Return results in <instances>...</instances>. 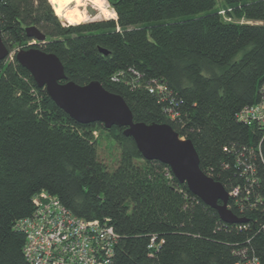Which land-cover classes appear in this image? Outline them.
Returning a JSON list of instances; mask_svg holds the SVG:
<instances>
[{
    "label": "trees",
    "instance_id": "1",
    "mask_svg": "<svg viewBox=\"0 0 264 264\" xmlns=\"http://www.w3.org/2000/svg\"><path fill=\"white\" fill-rule=\"evenodd\" d=\"M106 1L116 21L66 27L48 0H0L4 43L10 55L55 54L69 81H98L136 122L191 140L201 170L239 191L229 209L247 222L223 223L168 166L144 160L122 128L73 121L14 55L0 61V264H29L17 224L33 217L42 192L112 227L114 264H264V132L237 118L263 97L264 0ZM28 27L47 42L29 46ZM99 131L121 152L112 173L99 159Z\"/></svg>",
    "mask_w": 264,
    "mask_h": 264
},
{
    "label": "water",
    "instance_id": "2",
    "mask_svg": "<svg viewBox=\"0 0 264 264\" xmlns=\"http://www.w3.org/2000/svg\"><path fill=\"white\" fill-rule=\"evenodd\" d=\"M67 24V27L71 26ZM26 35L37 45L47 42V36L36 27H28ZM10 56L0 26V61H6ZM15 58L32 75L38 88L46 90L50 99L73 121L84 126L101 124L107 131L113 127L122 128L124 135L135 141L144 160L168 166L179 183L217 211L223 223L246 224L247 219L229 209L231 197L224 185L201 170V160L191 140L182 139L168 124L136 122L124 98L107 91L98 81L86 86L69 81L61 60L53 53L29 47L19 50Z\"/></svg>",
    "mask_w": 264,
    "mask_h": 264
},
{
    "label": "built area",
    "instance_id": "3",
    "mask_svg": "<svg viewBox=\"0 0 264 264\" xmlns=\"http://www.w3.org/2000/svg\"><path fill=\"white\" fill-rule=\"evenodd\" d=\"M158 90L167 91L165 86H159ZM237 118L264 132V92L260 104L243 109ZM238 192L235 190L230 197ZM33 200L35 214L17 224V229L26 236L24 256L29 264H114L118 235L106 222L80 220L46 192L37 194ZM156 243L157 239L152 238L149 248H156ZM236 264H261V261L248 257Z\"/></svg>",
    "mask_w": 264,
    "mask_h": 264
},
{
    "label": "rangeland",
    "instance_id": "4",
    "mask_svg": "<svg viewBox=\"0 0 264 264\" xmlns=\"http://www.w3.org/2000/svg\"><path fill=\"white\" fill-rule=\"evenodd\" d=\"M62 3L66 4V2H62V1L56 2L54 4L53 9L57 12H62L61 18L60 17L58 18L66 27L68 25L67 23L71 24L72 26V25H82L83 23H94L99 21H105L110 19L116 20L117 18V14L113 10H111L106 0H105V11H104L106 12L105 14H102L103 11L100 10L99 7L94 4V2H91V0H74L71 2V4L68 7L65 6V9L63 10L61 9ZM51 4H53V2ZM219 5L221 7V11H224V9L222 8L223 6L222 3L219 2ZM222 14L224 15V13ZM225 19H229V17L226 16ZM33 44H35V42L29 43V46ZM19 50L22 49L20 47H16L11 57H13ZM98 138H99V142H101L98 149L99 159L108 165V168L112 173V171H114L119 164L118 162L121 156L120 149L117 146L116 142H114L111 138L109 139V137L105 133L99 131Z\"/></svg>",
    "mask_w": 264,
    "mask_h": 264
},
{
    "label": "bare ground",
    "instance_id": "5",
    "mask_svg": "<svg viewBox=\"0 0 264 264\" xmlns=\"http://www.w3.org/2000/svg\"><path fill=\"white\" fill-rule=\"evenodd\" d=\"M48 1H50L51 2V0H48ZM60 2V1H62V2H66V4H63L62 3V5H61V9L63 10V9H65V6L66 7H68L70 4H71V2L72 1H74V0H52V2H53V8H54V4L56 3V2ZM51 2V3H52ZM91 2H94V4L95 5H97L98 7H99V9L100 10H102L103 11V13L102 14H105L106 12H104L105 11V0H91ZM55 11V10H54ZM56 12V14L61 18V16H62V12H57V11H55ZM115 20V19H114Z\"/></svg>",
    "mask_w": 264,
    "mask_h": 264
}]
</instances>
